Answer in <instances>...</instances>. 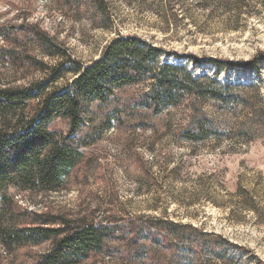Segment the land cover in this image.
Returning <instances> with one entry per match:
<instances>
[{"label":"rangeland","instance_id":"rangeland-1","mask_svg":"<svg viewBox=\"0 0 264 264\" xmlns=\"http://www.w3.org/2000/svg\"><path fill=\"white\" fill-rule=\"evenodd\" d=\"M75 1L81 4L78 10L64 0H0V27L6 34L0 38V53L13 54L16 61L0 59L1 88L42 82L49 68L61 62L41 51L33 37L40 32L82 65L98 59L118 35H135L202 61L240 63L264 53V0H104L111 9L109 22L88 7L91 0ZM189 69L213 72L206 65ZM227 80L260 84L264 68L259 74L236 71L220 77ZM140 90L125 88L104 106H87L78 134L83 165L62 189L40 194L9 189L8 194L21 209L96 225L122 226L140 217L191 224L221 239V254L237 262L228 264H264V127L254 128L245 142L230 139L229 132L238 135L249 125L246 116L207 105L202 111L213 120L216 134L182 141L177 132L187 127L188 108L151 115L135 105ZM50 129L64 134L66 124L55 120ZM107 247L110 254L98 255L93 264H127L116 259L123 250L119 241ZM48 249L26 246L8 254L0 247V264H33Z\"/></svg>","mask_w":264,"mask_h":264},{"label":"trees","instance_id":"trees-1","mask_svg":"<svg viewBox=\"0 0 264 264\" xmlns=\"http://www.w3.org/2000/svg\"><path fill=\"white\" fill-rule=\"evenodd\" d=\"M64 1L68 8H81L78 1ZM90 4L96 16L109 22L111 9L104 0H91ZM33 37L47 57L61 62L50 67L49 74L43 67L47 76L42 82L0 87V247L11 254L26 246L49 245L33 264H93L98 255H109L108 243L117 240L123 250L115 258L127 264L237 263L221 254L220 238L191 224L153 217H140L122 226L84 223L21 209L8 191L40 194L62 189L64 181L83 165L79 151L83 140L78 134L86 123L87 106L94 102L104 106L129 87H141L135 105L151 115L188 108L187 127L177 132L182 141H204L216 134L213 120L202 111L207 105L220 112L242 111L249 125L240 134L229 132L227 136L244 142L251 139L254 128L262 131L264 127V82H221L220 77L236 71L259 74L264 53L240 63L213 58L202 61L193 55L182 58L135 35H118L98 59L82 65L61 52L45 33ZM0 38L6 39L1 27ZM6 53H0V59L16 63L14 55ZM191 65H206L213 72L208 74L203 68L196 73L189 69ZM68 75L71 79L62 87L47 91ZM55 120L66 124L64 134L50 129ZM105 121L109 126V119Z\"/></svg>","mask_w":264,"mask_h":264}]
</instances>
